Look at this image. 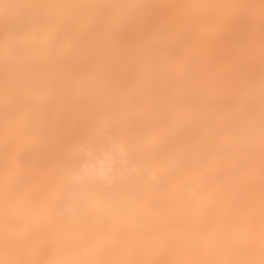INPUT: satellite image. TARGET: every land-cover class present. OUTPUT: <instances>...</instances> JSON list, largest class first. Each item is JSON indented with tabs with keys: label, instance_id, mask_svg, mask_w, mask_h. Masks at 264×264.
<instances>
[{
	"label": "bare ground",
	"instance_id": "6f19581e",
	"mask_svg": "<svg viewBox=\"0 0 264 264\" xmlns=\"http://www.w3.org/2000/svg\"><path fill=\"white\" fill-rule=\"evenodd\" d=\"M0 264H264V0H0Z\"/></svg>",
	"mask_w": 264,
	"mask_h": 264
}]
</instances>
